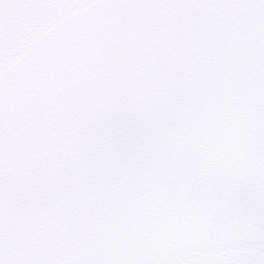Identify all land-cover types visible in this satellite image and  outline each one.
<instances>
[{"label": "snow or ice", "instance_id": "snow-or-ice-1", "mask_svg": "<svg viewBox=\"0 0 264 264\" xmlns=\"http://www.w3.org/2000/svg\"><path fill=\"white\" fill-rule=\"evenodd\" d=\"M0 264H264V0H0Z\"/></svg>", "mask_w": 264, "mask_h": 264}]
</instances>
